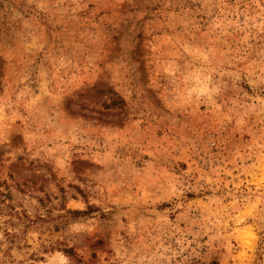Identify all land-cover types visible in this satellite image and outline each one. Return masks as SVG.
Masks as SVG:
<instances>
[{
    "label": "rangeland",
    "instance_id": "obj_1",
    "mask_svg": "<svg viewBox=\"0 0 264 264\" xmlns=\"http://www.w3.org/2000/svg\"><path fill=\"white\" fill-rule=\"evenodd\" d=\"M264 264V0H0V264Z\"/></svg>",
    "mask_w": 264,
    "mask_h": 264
},
{
    "label": "trees",
    "instance_id": "obj_2",
    "mask_svg": "<svg viewBox=\"0 0 264 264\" xmlns=\"http://www.w3.org/2000/svg\"><path fill=\"white\" fill-rule=\"evenodd\" d=\"M211 264H218L217 262H215V261H213V262H211Z\"/></svg>",
    "mask_w": 264,
    "mask_h": 264
}]
</instances>
